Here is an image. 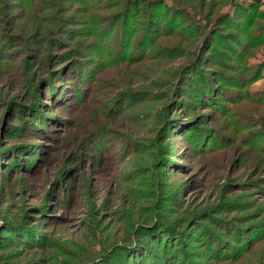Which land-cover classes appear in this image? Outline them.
<instances>
[{
	"label": "rangeland",
	"instance_id": "rangeland-1",
	"mask_svg": "<svg viewBox=\"0 0 264 264\" xmlns=\"http://www.w3.org/2000/svg\"><path fill=\"white\" fill-rule=\"evenodd\" d=\"M250 1L0 0V264H264Z\"/></svg>",
	"mask_w": 264,
	"mask_h": 264
},
{
	"label": "trees",
	"instance_id": "trees-1",
	"mask_svg": "<svg viewBox=\"0 0 264 264\" xmlns=\"http://www.w3.org/2000/svg\"><path fill=\"white\" fill-rule=\"evenodd\" d=\"M148 1H150V0H148ZM260 0H251L248 4L250 5V6H252V7H254L255 6V2H259ZM124 2H125V0H124ZM256 3V4H257ZM125 8H122V12L124 13L125 12ZM145 13V12H144ZM123 17H125V14H123ZM122 18V17H121ZM125 20H127L126 19V17L124 18V19H122V21L123 22H125ZM131 23H132V21H130ZM126 23V22H125ZM158 24V23H157ZM150 27H152V29L153 30H156V26L154 25V24H152ZM123 29V28H122ZM149 29V28H148ZM148 34V33H147ZM144 37H146V34H144L143 35ZM141 43V42H140ZM74 63L76 62V61H73ZM78 62H81V61H77L76 63H78ZM74 66H78L77 64H74ZM225 76V75H224ZM204 86V85H203ZM33 114V113H32ZM38 116V115H37ZM1 152H3V150H1L0 151V153ZM11 162H13V161H11ZM11 162H8V163H6V166H9V164H11ZM18 164H23L22 162L21 163H18ZM129 251H130V249H129ZM146 252V254H147V256L149 257V256H151L152 255V252H150L149 250H146L145 251Z\"/></svg>",
	"mask_w": 264,
	"mask_h": 264
}]
</instances>
